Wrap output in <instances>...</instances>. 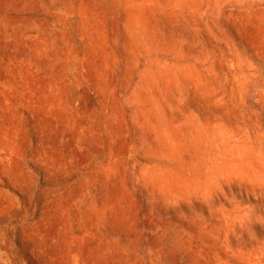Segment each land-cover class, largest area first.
I'll use <instances>...</instances> for the list:
<instances>
[{
	"label": "rangeland",
	"instance_id": "rangeland-1",
	"mask_svg": "<svg viewBox=\"0 0 264 264\" xmlns=\"http://www.w3.org/2000/svg\"><path fill=\"white\" fill-rule=\"evenodd\" d=\"M0 264H264V0H0Z\"/></svg>",
	"mask_w": 264,
	"mask_h": 264
}]
</instances>
